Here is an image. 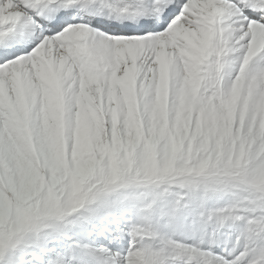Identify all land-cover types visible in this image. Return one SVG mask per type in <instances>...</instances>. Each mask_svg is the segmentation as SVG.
Segmentation results:
<instances>
[{"label": "snow or ice", "instance_id": "obj_1", "mask_svg": "<svg viewBox=\"0 0 264 264\" xmlns=\"http://www.w3.org/2000/svg\"><path fill=\"white\" fill-rule=\"evenodd\" d=\"M0 264H264V0H0Z\"/></svg>", "mask_w": 264, "mask_h": 264}]
</instances>
